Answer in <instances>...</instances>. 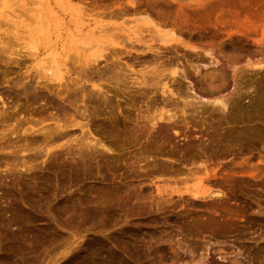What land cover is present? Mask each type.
<instances>
[{"label": "bare ground", "instance_id": "bare-ground-1", "mask_svg": "<svg viewBox=\"0 0 264 264\" xmlns=\"http://www.w3.org/2000/svg\"><path fill=\"white\" fill-rule=\"evenodd\" d=\"M153 1L150 3L155 6L158 0ZM160 1L166 7L176 1L182 8H187L186 11L192 10L190 15L193 18L189 14L181 15L184 17L182 20L177 15V10V14L174 13V16L172 13L171 17L168 14L170 9L167 12L165 8L163 12L159 8V12L156 7L157 10L154 8L152 11L159 12V20L153 21L152 14L147 16L144 14L146 11L142 10L147 16L142 18L146 26L136 25L137 27L130 26L127 29L121 27L126 33V37H121L122 39L117 36L118 33L112 32L109 44L106 43L110 48L105 45L103 50H97L89 57L78 55L79 58L70 57L68 62L63 61L58 52H54L47 59L41 57L36 60L31 68L24 65L19 83L22 84L20 91L27 102L39 97L42 99L55 85L59 88L56 92L53 90L55 96L67 102L73 108V113L66 118L54 117V121L51 118L50 121L53 122L50 125H42L41 121L32 119L29 122L24 116L18 118L24 113L23 108L19 110L12 105L8 110L5 100L0 96L1 123L4 121L9 125V122H15L11 123L13 128H10L9 133L8 130H1L0 146L2 148L24 140V147L21 145L22 148H18V155L29 151L30 143L68 137V142L80 147V155L88 153L101 158L108 155L111 161L115 159L117 162H124V153H130L125 145L137 144L131 156V170L135 172V176L137 172H145L148 176L153 173V181L150 182L154 185L155 194L151 196L149 186L145 187V191L143 189L136 192L130 185L136 194L131 192L128 196L147 210L148 218L153 221L154 232L158 235L153 234L146 241L142 238H127L118 243L131 260L140 261L141 264H247L243 263L247 256L253 261L252 264H264V243L255 240L252 245L249 244L246 232L239 224L244 220V211L250 207V203L241 204L237 201V197L243 195L259 199L256 190L264 193V188L261 187L264 186V156L255 162L251 156H246L257 144H264L260 143L264 142V56L252 60L246 58L243 65L239 62L236 47L220 46L216 49L210 41L207 44L201 42L206 34H210L209 26L225 25L229 17L236 18L234 21L237 22L241 19L237 17L245 13L246 23L249 22L253 30L257 25L261 27V38L255 42L263 45L264 0H219L209 7H206V0ZM130 3L129 5L132 4ZM121 9L125 11L123 9L128 8ZM131 10L128 9L127 13ZM15 13L13 11V16ZM121 14L122 12L118 15ZM37 15L44 17L42 13ZM16 16L20 18L21 14ZM8 17L9 15L6 19ZM35 21L39 23V27L22 30L26 25L13 20L14 31L9 32V29V34L5 32L8 36L4 35L2 40L0 38V64L5 67H20L23 57L35 55L28 51L22 54L17 48L12 50L14 45L10 47L14 38L16 41H24L19 43L22 46L18 45L24 49L35 48L39 43L35 38L40 40V27L45 20L44 23L40 18ZM183 30L188 32V40L181 37ZM25 33L27 36L22 35ZM13 44L16 45V42ZM27 44L31 45L26 46ZM102 59L105 61L103 65L100 63ZM135 66L141 68L135 70ZM9 70L6 72L9 73ZM19 83H12L13 87L16 88ZM33 83L39 87L33 86ZM35 88L41 91H35ZM13 89L10 87V91H18ZM130 89L133 93L131 98H134L128 101L135 104L125 115L119 110L117 112L124 122L117 127L111 125V128L95 127L93 124V133L90 120L94 107L91 110L87 107L107 103L108 95L118 99ZM248 91L253 94L246 100L244 98ZM141 99L145 100L142 102ZM137 102H142L144 107L136 104ZM59 109L67 114L66 108ZM113 110L114 107L110 106L109 112ZM40 114L42 113L39 112ZM76 128L80 130V136L72 137ZM107 133L111 135V139L105 141L103 135L106 136ZM13 134L15 136L11 138ZM178 140H184L186 144L176 145ZM71 147L68 144L63 152H51V159L60 157L67 160L72 153ZM20 158V162L25 164L24 156ZM180 174L185 176L177 177ZM145 176L140 179H145ZM156 178L157 181L160 178L166 185L155 184ZM188 179H193V183L183 187L176 185L180 184L179 181L187 182ZM170 181L173 186H168ZM173 196L177 200L173 201ZM227 199L230 200L229 203ZM167 206L173 208L168 210V214L164 210ZM176 208L178 211L173 213ZM186 208L192 212L185 211ZM255 212L264 214V210ZM257 222L254 221L255 224ZM246 227L251 229L255 225L248 223ZM171 228H175L176 232L173 233ZM229 234L234 240H238L241 248H235L231 252L224 248L215 249L216 243L219 247H224ZM256 238H264V229ZM3 245L5 254L9 257L13 253L12 245L10 242ZM165 248L170 251L171 257L167 256L171 258L168 259L170 262L165 259ZM244 255L246 256L243 258ZM76 257L68 264H115L112 258Z\"/></svg>", "mask_w": 264, "mask_h": 264}, {"label": "rangeland", "instance_id": "rangeland-1", "mask_svg": "<svg viewBox=\"0 0 264 264\" xmlns=\"http://www.w3.org/2000/svg\"><path fill=\"white\" fill-rule=\"evenodd\" d=\"M132 1L134 2L132 3ZM132 1L0 0L1 40L5 32L9 34L10 31H14V22L21 21L26 25L22 30H27L29 28L39 27V23L35 21L36 19L38 20V18H40L42 23H44L45 20L44 25L40 27V40H36L35 38L36 42L39 41L35 48L27 50L20 47L23 44L21 45L19 43L21 41L24 42L23 40L16 41L14 38L11 40L12 43L10 47L14 45L11 48L12 50L19 49L22 54L28 51L35 53V55L23 57L21 61L23 64L20 67L9 65L7 68L0 64V96L5 100V106H8L7 109H10L12 105L19 110L23 108L22 111L24 113L18 116V118L24 116L29 122L30 119L33 121L36 120V122L39 120L42 125H50V123L54 121V117L55 119L58 116V118H66L69 114L73 113V108L69 106L67 102L55 96L54 91L59 89L56 88L55 85L52 87L54 91L50 89V93L42 96V99L39 97L33 100L30 99L28 102L26 101L23 93L20 91L22 84L19 83L20 77L23 75L21 72L24 71V65L31 68L35 65L36 60L41 57L47 59V57H51L54 52H58L59 57L63 61H69V59H71L70 57H89L91 54L96 53L97 50H103V46L105 45H107L106 47H111L108 44L111 40L112 32L118 33L117 36L122 39L121 37H126L125 31L121 30L122 28L127 29L130 26L137 27L139 25L145 27L146 25L142 18L147 17L148 14H152L151 17H153V21H158L159 8H162L161 11H165V8L166 11L170 9L171 12H167L171 17L173 15L175 16L178 12L177 15H180V19L184 18L182 16L188 14L189 17H191L190 14H192L190 13L192 10L189 11L188 9L187 11L189 12H187V8L184 6L183 8H185V10L183 11V8L179 6L176 1H172L171 3L173 4L170 3L171 5L169 4V7L168 5L166 7L164 2L161 3L160 0H158V2L155 0L157 2L155 6L150 3L153 0ZM218 1L219 0H206V7L216 4ZM129 2L132 4L130 3L131 5H129ZM146 3L154 7L151 8L149 5H146ZM149 7L151 10H149ZM156 7H158V13L155 11L157 10ZM206 7L205 9H208ZM121 8H128L130 10L132 8V10L127 13L128 9H123L125 11H122ZM137 8H139V10ZM144 8H146V10ZM154 8H156L154 11L157 15L152 11ZM11 9L16 11V15L21 14L20 18L15 14L16 17L13 16V11L10 13ZM142 10L146 11L144 14L147 16L143 14ZM38 12L42 13L44 17H38ZM121 12L122 14L118 15ZM134 12L137 13L134 14ZM179 12L181 13L179 14ZM215 13L218 12L215 10ZM10 14H12L13 17L10 16ZM8 15L9 17L6 19ZM239 16L237 18H241L240 20L238 19V21L241 22L237 21L238 24L234 21L236 18L229 17L225 25L218 24V26L216 25L214 27L207 26L210 34H206L204 38L206 42L203 39L201 42L207 44V41L208 43L210 41L216 49L220 46L223 48L227 46L236 47L239 62L243 64L246 62V58L252 60L264 56V42L263 45L255 42L257 39L261 38V27L257 25L258 27H254V29H256L253 30L250 23H246V14L241 13ZM9 20H11V22ZM244 21L250 27L245 25ZM112 28H114V31H112ZM115 28L117 30H115ZM18 29L21 30V28ZM185 31L186 30H183L184 37L183 35H181V37L183 40H188V32L185 33ZM7 33L5 36H8ZM214 33H216L215 37H213ZM22 35L27 36V33ZM11 36L12 35L9 37L12 38ZM13 42H16V45L13 44ZM30 45L31 44H27L26 46ZM223 60L226 61L224 56ZM104 62L105 61L102 59L100 61L101 65H103ZM128 63L130 64L131 62L129 61ZM242 64L239 66H242ZM134 68L137 70L138 66ZM139 68L141 67L139 66ZM8 69H10L9 73L8 71L6 72ZM7 81L10 82L7 83ZM15 82L19 83L16 88H14L12 84ZM89 84L90 83L87 85L89 86ZM9 85L12 89L14 88L13 90L16 89L18 91H15V93L12 90L10 91ZM33 86L39 87L35 83H33ZM36 90L40 89L35 88V91ZM130 90L129 92H125L123 96L120 95L118 99L108 95V102L101 103L98 107L93 104L87 107L89 110L94 107V112L90 120V129L93 133V124H95V127L98 125L100 128H111V125L117 127L124 122L122 121V116L117 112L119 110L125 115L127 112L131 111L129 109H131L135 103L133 101H128L134 98L133 96V98H131L133 93L132 89ZM252 94L251 91H248L244 99L248 100L251 98ZM144 100L145 99H141L142 102ZM142 102H137L136 104L139 103V105L143 106ZM110 106L114 107V110L111 112H109ZM59 107L66 108L68 110L67 114H63ZM4 108L6 109V107ZM0 109H2L1 106ZM39 112L42 113L40 114L42 116L39 115ZM51 118L53 121H50ZM32 120V123H36ZM1 122L2 120H0V133H2V129L4 132L8 130L7 133H9L15 123L14 121L11 122L13 124L9 122L8 125V123L4 121L3 123ZM72 133L73 131H71L70 134ZM72 135V137L76 135L80 136V130L76 128ZM14 136L15 134L11 135V138H14ZM103 136L105 141L111 139L109 133ZM67 138L68 137H54L52 140H45L46 142L44 141V143L39 141L40 144L37 142L38 145L37 143H30V150L19 153L18 155V148H20L21 145L24 147V140H20L10 146H3L2 148L0 146V264H68L74 257L77 258L76 256L88 258L98 257L100 259L104 257L107 260L112 258L115 264H141L140 261L131 260L118 245V243L123 242L127 238H142L146 241L149 237L153 236V234H157L153 229V221L148 218L149 215L146 213L147 210L144 209L143 206L137 205V201L134 198L130 199L128 196V193L136 194V192L143 191V189L145 191V187L147 186L150 187L148 190L151 196L155 194V192H153L154 185L150 182L153 181V173L151 174L152 176H148L145 172H142V174L141 172L140 174L137 172L135 176V172L131 170V156L137 148V144H126L125 147L129 149L130 153H124V162H117L115 159L111 161V157L108 155L104 158L91 156L88 153L80 155V147L75 146L74 143L68 142ZM68 144L72 145L70 148L72 153L68 156L67 160L64 161L60 157L53 160L51 159V152H63ZM142 144L145 145L144 142ZM175 144L184 145L186 141L178 140ZM21 156H24L25 164L20 162ZM246 156H251L254 162L258 159H262V156H264V144H257ZM196 160L198 161L199 159ZM197 161L194 160L196 164ZM173 165L176 166L177 164ZM143 174H147V177ZM182 174L177 177L185 176V174ZM143 176L146 178L141 180L140 178ZM159 179L158 181L157 178L155 179V184L165 186L166 183ZM171 183L170 181L168 186H173V184L170 185ZM178 183H180L176 184L178 187L187 186L193 183V179H188L187 182L183 181L182 183L179 181ZM130 185H132V188L136 192L131 190L132 188H130ZM261 187L264 188L263 185H261ZM256 191V196L259 199H253L251 196L246 195L237 197V201L241 204L250 203V207L246 208L244 211V220L239 224L243 226L242 230L246 232L247 240L251 245L252 241L255 240L264 243V238H256V235L264 229V214L260 215L255 212L256 210H264V193L260 190ZM172 199L175 201L177 197L173 196ZM227 200L229 203L230 200ZM258 200H260V203ZM139 201L140 200H138V202ZM171 209H173L171 206H167L164 210L168 214V210ZM176 211H178V208L174 209L172 212L174 213ZM185 211L192 212L187 208ZM162 214L163 213L160 215ZM160 215L159 217L163 216ZM254 221H258L257 224H255ZM248 223L254 224L255 227L251 229L246 227ZM171 231H173V233L176 232L175 228ZM230 235L231 234L226 238V242L223 244L224 247H219V244L216 243L215 249L224 248L229 250V252L235 250V248L240 249L241 245H239L240 243H238V240H234L233 236ZM6 242H10L13 248V253L9 257L6 256L4 250L5 247L3 244ZM164 253L165 259L170 262V251L166 249ZM245 256L246 255H244L243 258ZM215 257H217V255ZM243 263L252 264L253 261L246 256Z\"/></svg>", "mask_w": 264, "mask_h": 264}]
</instances>
